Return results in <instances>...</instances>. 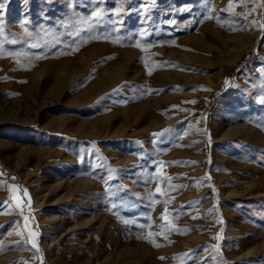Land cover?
I'll list each match as a JSON object with an SVG mask.
<instances>
[{
    "label": "rangeland",
    "instance_id": "rangeland-1",
    "mask_svg": "<svg viewBox=\"0 0 264 264\" xmlns=\"http://www.w3.org/2000/svg\"><path fill=\"white\" fill-rule=\"evenodd\" d=\"M0 3V264H264V0Z\"/></svg>",
    "mask_w": 264,
    "mask_h": 264
},
{
    "label": "bare ground",
    "instance_id": "bare-ground-1",
    "mask_svg": "<svg viewBox=\"0 0 264 264\" xmlns=\"http://www.w3.org/2000/svg\"><path fill=\"white\" fill-rule=\"evenodd\" d=\"M253 35V34H252ZM246 36V35H245ZM249 36V35H248ZM253 37H255V36H253ZM243 39V38H242ZM253 38L252 37H247V39H245V41H246V43L243 45L242 43H239V52L238 53H236V55L238 56L239 55V53L241 52V51H243V50H245L246 49V47L247 46H250V45H252V42H253ZM240 40H238V42H239ZM242 45H243V47L244 48H242ZM57 73H58V71H57ZM56 80H58V79H56ZM59 81V80H58ZM57 85V84H56ZM54 87H55V84H54ZM56 88V87H55ZM46 92H47V90H46ZM46 92H45V94H46ZM58 96V95H57ZM45 97H46V95H44L43 97H42V99H45ZM39 108H41V107H38V109ZM4 112H6L5 110H4V108H3V105H0V123H7V124H10V123H12V122H17V121H19V122H24V123H26L28 120L27 119H23V120H21L19 117H17V115H14L13 113H9V114H7V117H6V115L4 114ZM226 112V111H225ZM240 114H238V113H236V112H234V113H232L231 114V118H234V120L237 122V124H235V125H233L232 127H230L228 130H227V132L226 133H229V135H232V134H238L239 136H241V135H249L250 133H252V134H254V135H256V137L258 136L259 138H261V139H263V137H264V133L262 132V130L260 129V128H258V127H252L253 126V124H252V122H250L249 121V124H242V123H240V121H241V119H240ZM32 120H34V119H32ZM57 120V119H56ZM58 120H61V119H58ZM22 124V123H21ZM1 125V124H0ZM24 125V124H23ZM120 129H121V127H119ZM200 144L202 145V146H204V141L202 140L201 142H200ZM0 145L1 146H4V145H7V147H8V145H10V147H12V148H14V151H15V153H14V155H15V157H16V159L17 160H19L20 159V156H21V154H23V151H22V149L21 148H18V147H16L15 145H13L12 143H10V141H5L4 139H0ZM39 150L43 153V154H46L47 153V150H48V148L47 149H43V148H39ZM204 150V149H203ZM201 152H203V151H201ZM200 154H202V153H200L199 152V154H196V155H199V156H201ZM203 156V155H202ZM9 157V156H8ZM198 157V156H197ZM13 158H14V156H13ZM4 159V158H3ZM17 160H15V161H17ZM6 161V160H5ZM10 165V164H9ZM205 168V167H204ZM190 176L192 177L193 176V172H190ZM80 179V178H79ZM85 180V179H84ZM84 180L83 179H80V180H78V179H76V180H70V179H65L64 181H62V180H58V181H56V182H54V183H48V184H46L47 186H46V188H48L49 187V190L48 191H52V189H63V190H65L64 191V195L65 194H67V195H70V193H73L74 192V190H75V188L76 187H80V185L79 184H82V182H84ZM250 183H253V185L255 186V190H251V192L250 193H254V192H260V188H259V184H257L255 181H250ZM249 183V184H250ZM85 185V184H84ZM82 187V186H81ZM244 189V188H243ZM257 190V191H256ZM203 195V194H202ZM211 202H213V197L212 196H208L207 197V199L205 200V203L206 204H209V203H211ZM56 217V216H55ZM16 225V224H15ZM15 227V226H14ZM17 227H19L18 225L15 227V228H17ZM18 229V228H17ZM20 229V228H19ZM198 233V232H197ZM200 233V232H199ZM21 234V233H20ZM19 234V235H20ZM198 235V234H197ZM201 235H202V233H201ZM200 234H199V236H201ZM196 236V235H195ZM194 236V237H195ZM246 245V247H250V248H247L248 249V253H250V254H252V255H254L257 251H259L260 249H262V248H264V239H259V238H257V239H254V240H252V241H248V242H246L245 243ZM121 251V250H120ZM120 251H117V253H115V254H118V253H120ZM122 252V251H121ZM5 253H3V255H4ZM10 254H12V253H10ZM9 254V255H10ZM119 255V254H118ZM11 256V255H10ZM8 259H9V256H8Z\"/></svg>",
    "mask_w": 264,
    "mask_h": 264
},
{
    "label": "snow or ice",
    "instance_id": "snow-or-ice-1",
    "mask_svg": "<svg viewBox=\"0 0 264 264\" xmlns=\"http://www.w3.org/2000/svg\"><path fill=\"white\" fill-rule=\"evenodd\" d=\"M232 2H233V0H229V6L231 7L232 6ZM4 7V5L2 4V3H0V9H2ZM2 30H3V25L2 24H0V32H2ZM154 136L155 135H157V134H153ZM159 135H163V133H161V134H159ZM0 175H2V173H0ZM13 179H15V178H13ZM170 179V178H169ZM24 191V193L25 194H27V190L25 189V190H23ZM0 203H2V202H0ZM19 201H17V204L19 205ZM166 215H167V209H165V215H162V219H165L166 218ZM25 220L27 221L28 220V217H25ZM221 222H222V220H221ZM30 235H34V234H32V233H30ZM216 239H220V237L219 236H217L216 237ZM32 244H33V247H35L36 246V241H35V239H33V241H32ZM161 259H164L163 257H161Z\"/></svg>",
    "mask_w": 264,
    "mask_h": 264
},
{
    "label": "trees",
    "instance_id": "trees-1",
    "mask_svg": "<svg viewBox=\"0 0 264 264\" xmlns=\"http://www.w3.org/2000/svg\"><path fill=\"white\" fill-rule=\"evenodd\" d=\"M252 54H253V51L249 52V54L247 55V58H246L247 61H248V58H249ZM4 171H5V170H4ZM5 173H6V175H7L12 181L16 180V179H13V178H15V176H12V172H10V171H5Z\"/></svg>",
    "mask_w": 264,
    "mask_h": 264
}]
</instances>
